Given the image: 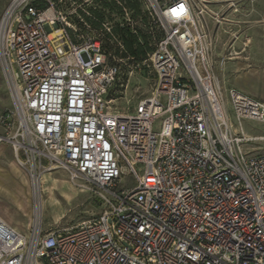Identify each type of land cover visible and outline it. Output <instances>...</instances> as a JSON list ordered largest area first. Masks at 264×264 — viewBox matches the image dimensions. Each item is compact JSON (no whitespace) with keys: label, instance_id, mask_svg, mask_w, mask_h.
Instances as JSON below:
<instances>
[{"label":"built area","instance_id":"2783aa9c","mask_svg":"<svg viewBox=\"0 0 264 264\" xmlns=\"http://www.w3.org/2000/svg\"><path fill=\"white\" fill-rule=\"evenodd\" d=\"M143 1L161 32L146 56L153 85L125 112L107 91L119 73L110 48L123 50L115 26L136 32L127 6L115 24L91 22L90 6L75 0L68 11L61 0L5 7L14 104L0 110V144L38 193L42 174L59 168L101 211L61 228L33 222L26 233L0 217V264H264V135L232 128L227 108L264 124V102L236 88L227 101L212 69L214 29L235 23L224 14L236 3ZM249 142L260 145L241 149ZM124 175L134 183L120 187Z\"/></svg>","mask_w":264,"mask_h":264},{"label":"rangeland","instance_id":"374dc122","mask_svg":"<svg viewBox=\"0 0 264 264\" xmlns=\"http://www.w3.org/2000/svg\"><path fill=\"white\" fill-rule=\"evenodd\" d=\"M71 1L73 0H61V8L68 11L71 8ZM75 1L77 5L84 2L85 6H90L92 13L89 20L94 23H96L95 19L108 24L121 21L120 4L126 6L123 0ZM207 1L214 10H220L223 5L225 6L224 0ZM242 1L241 13L226 11L224 14L227 20L239 23L240 27L229 22L222 24L218 30L214 29L216 36L212 50V69L218 85L225 91L227 101L228 88H236L264 102L263 2L238 0V2ZM8 2L9 0H0V20ZM125 18L130 20L129 23L134 30L141 29L149 33L147 46H153L160 35L157 27L159 21L148 2L140 0L139 14L127 7ZM209 23L210 26L213 25L212 21ZM239 28H241L239 38L231 48H228V44L233 40L232 32ZM244 42L247 43L246 46L243 45ZM114 49L111 46V54ZM148 51L146 50L143 57L114 55L115 58H119L117 61L119 73L107 91V98L111 100L110 106L113 110L132 111L139 100L149 95L153 78L146 60ZM13 104L12 68L3 54L0 37V110L11 108ZM227 108L232 128L241 130L247 135H264V124L250 119L237 120L229 110V102ZM154 128L156 129L157 125ZM256 145L260 144L243 143L241 149L248 151ZM5 147L6 149L0 153V216L13 227L26 233L33 220L37 219L44 230L61 228L100 213L99 199L91 191L73 186L68 174L59 168L52 169L49 177H46L49 172L42 175V192L39 195L32 187L25 169L17 164L11 147L8 144H5ZM133 183L130 176L124 175L120 187Z\"/></svg>","mask_w":264,"mask_h":264},{"label":"trees","instance_id":"16d2710c","mask_svg":"<svg viewBox=\"0 0 264 264\" xmlns=\"http://www.w3.org/2000/svg\"><path fill=\"white\" fill-rule=\"evenodd\" d=\"M123 1L128 8H131L136 14H139L140 0ZM114 33L118 39H120L121 44L123 45V50L121 52L117 49H114L113 53L115 55L122 57L126 55L132 57H143L146 50L150 51L153 48V46H147L149 33L143 32L141 29H137L136 32H131L128 28L116 25ZM159 34L161 35L160 31Z\"/></svg>","mask_w":264,"mask_h":264},{"label":"crops","instance_id":"0c3cea01","mask_svg":"<svg viewBox=\"0 0 264 264\" xmlns=\"http://www.w3.org/2000/svg\"><path fill=\"white\" fill-rule=\"evenodd\" d=\"M215 1V0H214ZM225 1V5H226V2H228L229 0H224ZM231 1H235V3H236V9H237V11H238V13H241V4H243V1L242 2H238V0H231ZM250 1H253V0H250ZM262 2H263V8H262V12H263V14H264V0H262ZM226 8H227V6H226ZM227 12H231V13H233L234 11H233V8H227ZM229 14V13H228ZM6 149V147H5V144H0V153H2L4 150ZM1 217V216H0ZM2 218V217H1ZM3 219V218H2ZM4 220V219H3ZM5 222H7L6 220H4ZM8 223V222H7ZM8 224H10V223H8ZM11 225V224H10ZM12 226V225H11ZM13 227V226H12ZM15 228V227H14ZM16 229V228H15ZM18 230V229H17ZM19 231V230H18Z\"/></svg>","mask_w":264,"mask_h":264},{"label":"bare ground","instance_id":"6f19581e","mask_svg":"<svg viewBox=\"0 0 264 264\" xmlns=\"http://www.w3.org/2000/svg\"><path fill=\"white\" fill-rule=\"evenodd\" d=\"M54 35H55L54 33L51 34V36H54ZM1 40H2V42H3V38H2V36H1ZM45 172H49L48 175L46 176V177H49V176H50V171H45ZM45 172H44V173H45ZM44 173H43V174H44ZM43 174H42V175H43ZM46 177H43V178H46ZM41 181H42V179H41ZM41 183H42V182H41ZM40 191L42 192L41 189H40ZM40 191H39V192H40ZM36 192H38V190H36ZM50 192H51V194L54 196V193L51 191V188H50ZM35 194H36V193H35ZM33 195H34V194H33ZM37 195H38V193H37ZM39 195H40V193H39ZM37 198H38V197H37ZM54 200L56 201V199H54ZM36 202H37V201H36ZM39 204H40V203H39ZM39 204H38V206H39ZM36 206H37V205H36ZM35 208H36V207H35ZM35 208H34V209H35ZM37 208H38V207H37ZM37 208H36V209H37ZM37 211H38V210H37ZM37 215H38V214H37ZM33 222L38 223L37 219H36V221L33 220Z\"/></svg>","mask_w":264,"mask_h":264}]
</instances>
